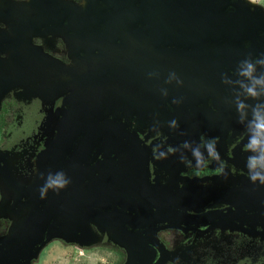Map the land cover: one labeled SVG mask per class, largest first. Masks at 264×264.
<instances>
[{
	"label": "flooded vegetation",
	"instance_id": "obj_1",
	"mask_svg": "<svg viewBox=\"0 0 264 264\" xmlns=\"http://www.w3.org/2000/svg\"><path fill=\"white\" fill-rule=\"evenodd\" d=\"M148 7L141 0H0V241L39 222L45 207L41 192L53 172L52 150L62 124L67 134L84 127L86 141L88 128L99 132L103 121H112L141 142L136 157L128 144L126 150L111 144L93 152L77 190L53 221V237L28 264H43L51 245L86 249L93 236L104 244L105 229L94 220L82 223L76 211L80 204L111 199L130 208L126 213L134 226L125 228L132 241L113 228L131 249L133 264L139 263L134 254L139 246L154 250L149 264H161V244L171 246L163 238L167 232L182 238L227 228L264 247V184L249 179L247 160L253 153L246 148L252 107L261 104L264 114V96L245 100L249 107L241 122L240 89L225 82L239 78L242 61L264 58V26L249 12L216 25L219 33L188 38L165 19L135 15ZM236 11L229 5L224 13ZM261 72L257 65L256 74ZM209 142L219 160L209 156ZM138 160L146 162L152 187L146 200L138 184ZM256 191L255 201H249ZM238 193L244 206L239 215L230 204ZM215 212L222 213V223L206 219ZM81 228H89L88 238ZM181 238L178 250L189 244ZM113 248L116 260L105 264L128 256L118 245ZM68 259L66 264H74ZM63 261L54 256L49 264ZM195 262L253 263L247 258Z\"/></svg>",
	"mask_w": 264,
	"mask_h": 264
},
{
	"label": "water",
	"instance_id": "obj_2",
	"mask_svg": "<svg viewBox=\"0 0 264 264\" xmlns=\"http://www.w3.org/2000/svg\"><path fill=\"white\" fill-rule=\"evenodd\" d=\"M141 1H146L149 7L141 9L139 12L135 11V15L149 17L153 21L156 20L155 22L165 19L167 20L165 24H172L170 26L174 27V32L177 31L175 26H178V35L182 37L192 38L195 36L201 37L205 34L219 33L214 29L216 25L229 22L234 18L248 17L250 16L249 12L253 13L264 26V17L260 11L245 0H235V3L230 2V0ZM229 5L236 6L238 11L233 14H225L224 10ZM173 6L177 7L174 8ZM173 19L177 21V24L173 23ZM168 20L171 22H168ZM173 44L176 45L175 43ZM66 128L62 124L60 136L52 150L53 158L49 172H53L49 179L56 180L59 176L67 183L62 188L56 186L48 187V182L44 185L41 192V201L45 203V207L40 215L39 222L34 228H23L22 232L20 234L17 233L13 239L0 241V264H28L37 255L44 243L53 237L50 234L51 229H53V221L60 209L65 208L64 205L68 198L72 197L77 190L79 181L88 167V162L93 152L100 147L110 146L111 144L118 146L117 151L126 150L125 144H128L129 148L127 150L133 156H138V146H140L141 142L136 136L123 134L121 126L116 125L115 122L103 121L102 125L97 128L99 132H95L94 129L91 131L88 128L86 141L82 139L84 127L71 131L70 134L66 133ZM81 139L82 141H80ZM95 139L98 141L96 148ZM74 148L76 151L73 150ZM68 157L69 160H67ZM135 164L140 176L138 182L140 193L146 200L148 199V193H152V187H148L147 183L148 171L146 162L138 160ZM47 170L43 169L42 172H47ZM255 194H258V191L249 195L248 200L251 202L255 201ZM241 200L242 196L239 193L234 199L230 200V204L235 211L233 214L239 215V209L244 207L239 205ZM149 201L150 203L153 202L152 199ZM250 208H256V205H252ZM127 210H130V208L128 209L120 202L111 199L102 205L80 204L76 212L81 215L82 223L94 220L105 230L118 227L115 229H118L132 241V236L134 235L125 226L133 227L134 220L126 213ZM221 217H223L222 213L215 212L210 213L206 219L213 223H222ZM13 229L15 231V228ZM130 229L133 230L135 228ZM88 230L89 228H81L85 238L89 237ZM25 233L27 234L25 235ZM135 248V260L139 262L138 264H149L152 261L154 256L152 248L143 246ZM148 255L151 258H148Z\"/></svg>",
	"mask_w": 264,
	"mask_h": 264
},
{
	"label": "rangeland",
	"instance_id": "obj_3",
	"mask_svg": "<svg viewBox=\"0 0 264 264\" xmlns=\"http://www.w3.org/2000/svg\"><path fill=\"white\" fill-rule=\"evenodd\" d=\"M253 7L257 8L264 17V0H245ZM109 188V186H106ZM103 236L104 244L99 241V238H93L90 242L93 245L84 248H77L74 251L58 245H51L43 253V264H49V261L55 256L65 259H72L74 264H105L106 261L115 262L116 249L113 248L118 245L123 248L128 256L122 260L121 255L117 259V264H133L131 260V249L124 244L121 239L117 238V232L114 229L105 230ZM164 239L171 241V246L165 248L164 258L161 264H197L196 259L214 258V261H220L226 258H247L253 261L252 264L264 263V247L257 244V239L250 236L243 237L237 231L231 229H213L207 235H200L190 233L184 237H179L177 232H167L163 235ZM189 242L188 246L178 250V239ZM177 240V242H175ZM196 241L202 244L201 247H196ZM176 243V247H174ZM69 260V259H68ZM261 262V263H260ZM115 263V264H116ZM220 263V262H219Z\"/></svg>",
	"mask_w": 264,
	"mask_h": 264
},
{
	"label": "clouds",
	"instance_id": "obj_4",
	"mask_svg": "<svg viewBox=\"0 0 264 264\" xmlns=\"http://www.w3.org/2000/svg\"><path fill=\"white\" fill-rule=\"evenodd\" d=\"M257 65L264 68V58L255 61L246 59L241 62L238 68L237 75L239 78L234 82L225 81L234 83L240 89V93L237 94L236 106L237 111L241 114V122L247 115L245 109L249 107L245 100L249 98L259 100L264 96V72L257 75ZM241 94L244 99H240ZM261 107V104L252 107L253 118L248 125L251 135L246 148L253 153L247 160L249 179L253 182L259 181L264 184V114L261 113ZM185 147H187V144ZM205 148L210 157L219 160V153L215 149L214 142L207 143ZM194 155L197 157L198 163L202 162V153L199 148L194 150ZM66 183L67 181L58 176L56 180L49 179L48 187L56 186L62 188Z\"/></svg>",
	"mask_w": 264,
	"mask_h": 264
}]
</instances>
